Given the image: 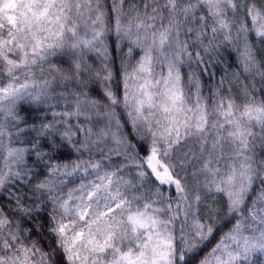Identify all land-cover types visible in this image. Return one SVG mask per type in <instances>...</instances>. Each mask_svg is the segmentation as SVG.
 Returning a JSON list of instances; mask_svg holds the SVG:
<instances>
[{"label": "snow or ice", "instance_id": "6c2138e0", "mask_svg": "<svg viewBox=\"0 0 264 264\" xmlns=\"http://www.w3.org/2000/svg\"><path fill=\"white\" fill-rule=\"evenodd\" d=\"M0 264H264V0H0Z\"/></svg>", "mask_w": 264, "mask_h": 264}, {"label": "trees", "instance_id": "16d2710c", "mask_svg": "<svg viewBox=\"0 0 264 264\" xmlns=\"http://www.w3.org/2000/svg\"><path fill=\"white\" fill-rule=\"evenodd\" d=\"M232 63L235 65V53L233 54V60H232ZM213 71H217L218 72V75L222 74L219 69H212ZM205 79H207V77H205Z\"/></svg>", "mask_w": 264, "mask_h": 264}]
</instances>
